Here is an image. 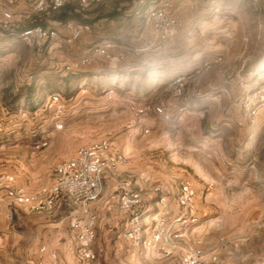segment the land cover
Segmentation results:
<instances>
[{
  "label": "rangeland",
  "instance_id": "obj_1",
  "mask_svg": "<svg viewBox=\"0 0 264 264\" xmlns=\"http://www.w3.org/2000/svg\"><path fill=\"white\" fill-rule=\"evenodd\" d=\"M34 1L0 0V12L29 15ZM113 3L116 13L128 10V19L138 12L140 32L161 49L135 53L130 61L96 58L82 64L85 54L73 55V43L59 41L69 36L66 24L71 21L90 20L85 24L98 25L96 30L103 32L101 20L106 17L98 11L106 9L104 3L87 12H68L67 22L55 18L64 11L27 20V27L37 19L56 29L55 40L0 39V173L14 175L26 190L40 187L52 165L39 155L38 140L59 137L56 161H64L73 148L112 137L137 187L146 180L149 186H163L173 211H178L174 198L180 184H192L200 217L192 235L202 241L206 264H264V109L257 118L242 109V102L264 85V0H172L179 25L189 26L188 37L201 41L198 57L196 45L174 48L171 54L156 39L145 15L160 0ZM69 5L77 8V1ZM215 57L222 62L190 82L184 97L172 96L178 77ZM202 88L218 93L220 102L212 103L210 96L193 102V90ZM55 94L62 106L60 131L54 128L57 109L50 103ZM233 94L236 111L230 110ZM149 103L163 105L172 118L138 116ZM183 103L205 106L204 112L192 113L198 127L181 123L182 115L178 120ZM156 200L154 194L147 197L152 216L159 213ZM127 228L128 224L119 232L99 230L93 245L96 259L84 262L69 220L12 207L2 192L0 264H180L155 251L134 248L124 237Z\"/></svg>",
  "mask_w": 264,
  "mask_h": 264
},
{
  "label": "built area",
  "instance_id": "obj_2",
  "mask_svg": "<svg viewBox=\"0 0 264 264\" xmlns=\"http://www.w3.org/2000/svg\"><path fill=\"white\" fill-rule=\"evenodd\" d=\"M74 0H35L29 15L17 14L12 10L0 12V39L19 37L34 43L55 40L56 29L35 26L28 28L27 20L53 12H60ZM77 11L87 12L106 0H75ZM192 2L193 0H185ZM147 25H151L154 35L160 42L168 41L177 32L178 16L173 10L172 0H160V5L150 8L145 15ZM69 36L65 43L72 44L85 34L93 32V26L85 23L68 22ZM117 45L105 42L89 49L82 64H88L96 58L111 62L124 59L123 55L111 52ZM222 62L221 57L205 60L201 66L189 75L178 77L172 84V96L181 99L185 95L188 84L200 78L213 65ZM55 105L54 128H64L60 114L62 110L60 97L55 94L50 98ZM242 109L251 118H257L264 109V85L252 92L243 102ZM185 109H178V120ZM155 114L170 120L172 115L163 105L149 103L139 109L138 116ZM149 131H147L148 133ZM49 146L45 140L36 144L37 149ZM126 163V157L115 148V140L107 137L79 148L76 155L67 161L58 163L53 169L51 183L36 191H28L17 185L14 175L0 173V193H5L12 207H20L38 215H62L69 220V226L77 240V253L84 262L96 259L93 245L98 236L99 217L93 210L94 203L99 201L103 193V179L106 173H118ZM142 183L137 189L122 188L115 197L120 213L128 216V228L124 237L136 249L152 250L165 259L176 260L180 264H206L205 253L200 239L194 238L193 230L199 225L200 217L196 211V195L190 182H182L174 198L173 211L171 202L165 197V189L161 185L149 186ZM158 196L154 206L159 213L152 216L148 204V195ZM149 219V221H148Z\"/></svg>",
  "mask_w": 264,
  "mask_h": 264
},
{
  "label": "crops",
  "instance_id": "obj_3",
  "mask_svg": "<svg viewBox=\"0 0 264 264\" xmlns=\"http://www.w3.org/2000/svg\"><path fill=\"white\" fill-rule=\"evenodd\" d=\"M114 0H106L104 4H106V9L100 10L99 12H103L104 15L101 17H106L104 20H101L103 23L101 24V29L103 28V32H99L96 30L98 25L93 24L94 33L91 34H85L80 40L76 41L72 45V49L74 50L73 55H78L79 57H83L85 52L95 46H99L105 42H113L117 45L116 48H113L111 52L116 55H123L124 59L122 61H130L133 60L135 57V53L138 54V52L141 51H147L153 50L157 51L161 49L160 46H158L160 43L149 41L148 36L145 34H142L140 32V27L138 25L137 15L138 12L134 11L132 14H134L133 18H127L128 17V10L125 9V11H122V13H116L118 12V8L115 3H113ZM117 8V9H115ZM262 28H264L262 26ZM188 31L189 26L185 25H179L177 32L174 36H172L168 41L164 42V49L165 52H171V54L174 52V48H189L193 45H196L198 50L196 51V54H194L196 57L200 56L202 53L199 50L198 47L201 44V41H193V37H188ZM99 34L100 36H97ZM64 41H59L60 44H62ZM150 43V45H148ZM136 47H134V46ZM173 49V50H172ZM134 52V53H131ZM81 55V56H80ZM118 61V62H122ZM117 62V63H118ZM191 71H187L185 75H189ZM205 89H194L193 93L196 97L195 100H192L193 102H204V97L210 96L212 98V103H218L221 100L220 95L218 93L212 92V93H205ZM219 97V98H218ZM230 98V110L232 108L234 109L235 106H238L235 101L237 100L236 95H229ZM232 98V99H231ZM208 99V98H207ZM234 99V102H231V100ZM181 106L185 107V112L181 116V123L186 124L187 127L196 128L199 125L196 123L195 120H192L193 115L192 113H195L196 115L200 114V112L205 111V106L202 105V107H198L197 103H188V104H181ZM236 111V109H234ZM196 111V112H195ZM247 117V116H246ZM257 121V119H256ZM255 121V123H256ZM260 123V122H259ZM205 141L203 143H207L208 137H203ZM48 139L38 140L36 142H42ZM49 146L42 149L39 152V155L41 158H43L47 163H51L52 165V171L50 173H47V177L42 183V186L40 187H34L27 189L28 191H36L38 189H41L43 187L48 186L53 178V169L54 167L63 161H56L57 154H56V147L57 144L60 143L59 137H53L52 139H49ZM76 148H73L71 151V154H68L66 157H64V161H67L69 159H72L76 155ZM126 169L121 166L119 168L118 173H106L104 175L103 179V193L99 201L93 204L92 208L97 213L99 217L98 221V231L99 230H105L108 229L109 231L113 232H119L121 228H123L125 225L127 226V217H124L122 213H120L117 205V200L115 197L121 192L122 188L124 187H131L132 189H137L138 182H133L134 175L126 173ZM119 191V192H118ZM118 192V193H116ZM149 221V219H148ZM113 229V230H110Z\"/></svg>",
  "mask_w": 264,
  "mask_h": 264
},
{
  "label": "trees",
  "instance_id": "obj_4",
  "mask_svg": "<svg viewBox=\"0 0 264 264\" xmlns=\"http://www.w3.org/2000/svg\"><path fill=\"white\" fill-rule=\"evenodd\" d=\"M71 5H68V6H66L63 10H62V12H63V15H61V16H59V17H55V18H57L56 19V21H58V22H67L68 21V18L66 17V15L68 14V12H70V13H75V14H77V8L75 7V8H73V7H70ZM81 21H83V22H85V23H89V22H91L90 20H81ZM39 25H41V26H45L46 27V25L44 24V23H40V22H38V20L36 19L35 21H33V23H31V24H29L28 25V28H33V27H35V26H39Z\"/></svg>",
  "mask_w": 264,
  "mask_h": 264
}]
</instances>
